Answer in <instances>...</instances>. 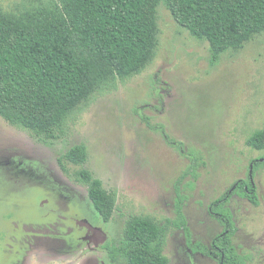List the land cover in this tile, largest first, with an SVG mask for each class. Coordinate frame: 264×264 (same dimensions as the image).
<instances>
[{
	"label": "rangeland",
	"instance_id": "obj_1",
	"mask_svg": "<svg viewBox=\"0 0 264 264\" xmlns=\"http://www.w3.org/2000/svg\"><path fill=\"white\" fill-rule=\"evenodd\" d=\"M43 12L66 16L60 0H0V13L22 22ZM156 26L148 61L127 75L99 73L54 138L0 116V264H127L113 263L105 246L121 240L133 217L175 220L176 184L192 159L196 171L181 192L194 242L211 246L223 233L209 208L231 193L233 244L248 264H264V166L252 169L264 149L249 143L264 132V33L215 53L180 27L164 2ZM163 133L182 143L184 154ZM77 147L83 164L66 158ZM82 170L113 197L109 222L91 202ZM251 177L259 207L235 186ZM164 254L170 264H218L193 253L177 229Z\"/></svg>",
	"mask_w": 264,
	"mask_h": 264
},
{
	"label": "trees",
	"instance_id": "obj_2",
	"mask_svg": "<svg viewBox=\"0 0 264 264\" xmlns=\"http://www.w3.org/2000/svg\"><path fill=\"white\" fill-rule=\"evenodd\" d=\"M66 16L41 13L22 22L0 13V116L19 120L32 133L54 138L64 118L84 97L99 73L110 70L127 75L148 61L156 46V8L164 2L175 22L211 50L238 49L254 35L264 33V0H60ZM150 125V124H148ZM150 128H157L150 125ZM164 132V131H163ZM167 143L184 154L182 143ZM250 145L264 149V132H256ZM83 164L84 149L66 157ZM264 166V158L252 161V169ZM196 160L176 184V218L155 224L141 217L129 219L121 240L105 246L116 263L170 264L164 254L168 233H184L187 246L218 264H248L233 244L237 226L228 204L231 193L214 201L209 210L224 227L211 246L194 242L184 214L183 180L196 170ZM89 198L105 222L115 211L113 197L86 170L80 172ZM237 193L260 206L253 177L238 181Z\"/></svg>",
	"mask_w": 264,
	"mask_h": 264
}]
</instances>
